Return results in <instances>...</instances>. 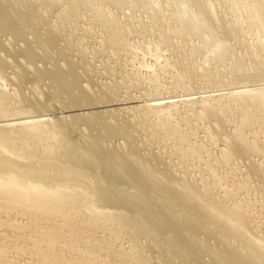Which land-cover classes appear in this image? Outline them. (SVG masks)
<instances>
[{
    "label": "bare ground",
    "instance_id": "6f19581e",
    "mask_svg": "<svg viewBox=\"0 0 264 264\" xmlns=\"http://www.w3.org/2000/svg\"><path fill=\"white\" fill-rule=\"evenodd\" d=\"M0 264H264V0H0Z\"/></svg>",
    "mask_w": 264,
    "mask_h": 264
},
{
    "label": "rangeland",
    "instance_id": "374dc122",
    "mask_svg": "<svg viewBox=\"0 0 264 264\" xmlns=\"http://www.w3.org/2000/svg\"><path fill=\"white\" fill-rule=\"evenodd\" d=\"M170 91H171L170 94H171V93L174 94V93H173V92H174L173 90H170Z\"/></svg>",
    "mask_w": 264,
    "mask_h": 264
}]
</instances>
